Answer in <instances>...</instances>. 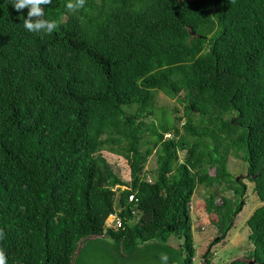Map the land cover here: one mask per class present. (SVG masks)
Returning <instances> with one entry per match:
<instances>
[{"label": "trees", "instance_id": "trees-1", "mask_svg": "<svg viewBox=\"0 0 264 264\" xmlns=\"http://www.w3.org/2000/svg\"><path fill=\"white\" fill-rule=\"evenodd\" d=\"M65 5L45 7L57 28L37 35L0 0V248L8 264H80L105 242L119 252L163 246L192 264L197 186L204 212L216 216L214 242L244 205L246 185L229 158L245 165L260 203L246 220L243 258L264 264V0ZM158 94L175 102L168 127ZM102 151L126 161L128 181L97 157ZM109 215L119 228L105 227Z\"/></svg>", "mask_w": 264, "mask_h": 264}, {"label": "rangeland", "instance_id": "rangeland-1", "mask_svg": "<svg viewBox=\"0 0 264 264\" xmlns=\"http://www.w3.org/2000/svg\"><path fill=\"white\" fill-rule=\"evenodd\" d=\"M156 99L159 106L165 108L162 112L164 115L163 126L168 127L172 120V113L170 112L171 107L175 102L173 99L160 94L156 96ZM97 157L103 158L121 180H129V169L123 158L106 151L98 153ZM182 157L183 154L180 153L179 158L182 159ZM228 160L227 167L230 173L237 175V177L240 176V180L246 185V192L243 197L244 205L242 210L234 216L233 225L226 233L224 239L218 243L214 242L219 236L217 235L216 227L212 224L216 221V216L208 215L204 212L205 189L202 186H197L189 203V224L194 248L192 264H204L203 255L207 249H209V253L206 258L210 264H230L245 256L244 250L249 234L246 220L260 203L256 195L251 191V183L245 178V165L233 158H229ZM154 168V157L151 156L148 158L145 170L147 172ZM149 177L148 175V178ZM210 191L213 192L214 189H210ZM222 195L230 197L231 192H225ZM220 196L221 194L216 196V204L221 202ZM178 242L179 244H183V239ZM168 243L170 246H177V241L169 240ZM173 246H171V248ZM94 250H97L94 255L90 259L83 256L80 264H161V254H167V264H183L182 260L186 258L185 253L179 255V253H175L174 250L170 251L166 247L159 245L144 246L142 248L119 252L118 249L105 242L103 244H98Z\"/></svg>", "mask_w": 264, "mask_h": 264}, {"label": "clouds", "instance_id": "clouds-1", "mask_svg": "<svg viewBox=\"0 0 264 264\" xmlns=\"http://www.w3.org/2000/svg\"><path fill=\"white\" fill-rule=\"evenodd\" d=\"M51 3L52 0H9L11 8L22 20L23 29L28 33L37 35L51 34L57 28V21L55 19L46 18L45 7ZM85 4L86 0H66L65 6L70 11H78L82 9ZM25 9L27 10L26 14L22 15L21 13ZM114 216L117 217L116 215ZM3 238L4 232L0 230V239ZM241 259L243 258H240V260ZM160 261L161 264H167V254H161ZM0 264H8L7 256L2 248H0Z\"/></svg>", "mask_w": 264, "mask_h": 264}, {"label": "built area", "instance_id": "built-area-1", "mask_svg": "<svg viewBox=\"0 0 264 264\" xmlns=\"http://www.w3.org/2000/svg\"><path fill=\"white\" fill-rule=\"evenodd\" d=\"M121 224V221L115 217L114 215H109L105 221V227H113V228H119Z\"/></svg>", "mask_w": 264, "mask_h": 264}, {"label": "water", "instance_id": "water-1", "mask_svg": "<svg viewBox=\"0 0 264 264\" xmlns=\"http://www.w3.org/2000/svg\"><path fill=\"white\" fill-rule=\"evenodd\" d=\"M240 179V176H238L236 178V181H238ZM238 261H241V262H244L246 264H254V259H249V260H246V259H241V260H238Z\"/></svg>", "mask_w": 264, "mask_h": 264}]
</instances>
